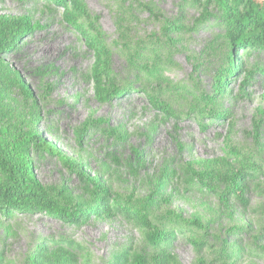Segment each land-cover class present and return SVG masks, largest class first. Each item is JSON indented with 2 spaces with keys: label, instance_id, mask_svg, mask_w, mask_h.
I'll list each match as a JSON object with an SVG mask.
<instances>
[{
  "label": "rangeland",
  "instance_id": "obj_1",
  "mask_svg": "<svg viewBox=\"0 0 264 264\" xmlns=\"http://www.w3.org/2000/svg\"><path fill=\"white\" fill-rule=\"evenodd\" d=\"M81 1L93 27L81 23L109 51L113 85L131 87L107 103L95 98L94 53L61 6L0 0V19L26 17L34 27L3 55L31 95L16 87L0 94V121L33 129L82 166L76 175L57 156L31 153L34 172L52 196L92 212L82 224L0 212V264H30L39 244L64 241L83 246L92 264H109L124 252L152 264L162 249L176 264H264V176L247 184L240 199H222L226 189L213 195L186 175L190 163L208 175L219 160L235 164L233 152L264 167V52L237 53L220 9L204 0ZM236 53V74L216 93ZM143 89L176 116L160 113ZM86 175L138 209L162 189L148 214L162 232H173L172 241L158 249L122 215L97 217L100 195ZM173 213L185 230L166 227ZM195 219L202 228L190 224Z\"/></svg>",
  "mask_w": 264,
  "mask_h": 264
},
{
  "label": "trees",
  "instance_id": "obj_2",
  "mask_svg": "<svg viewBox=\"0 0 264 264\" xmlns=\"http://www.w3.org/2000/svg\"><path fill=\"white\" fill-rule=\"evenodd\" d=\"M43 1L62 7L64 20L82 34L91 52L94 53L95 63L90 78L95 98L101 103H107L119 96L120 92L131 90L130 84L126 89H116L113 85L110 75L111 60L107 47L102 41L93 38L90 30L81 23L84 19L88 21L90 28L93 27L83 2L81 0ZM204 1L220 9L224 17V25L228 27V37L237 49V53L252 49L264 52V0ZM173 29L180 31L178 27ZM33 31L34 27L26 17L0 19V94L9 93L15 87L26 93L29 91L21 77L4 61L3 55L15 49L17 44ZM237 53L232 55L231 65L219 75L215 85L216 93H223L230 77L236 74ZM260 71L264 74V69ZM143 74L146 75V72ZM143 92L160 113L169 117L176 116L167 104L158 102L145 89ZM255 126L259 127L258 124ZM83 133L84 131L78 132L80 139ZM33 150L57 156L60 162L76 175L83 173L82 166L76 164L33 129L28 130L0 121V212L5 216L13 211L48 215L71 224H82L88 221L92 212L85 211L76 205L70 206V202L63 204L39 182L31 159ZM233 153L239 157L235 164H231L227 159L219 160L214 163L218 167L217 171L211 175L202 174L196 170L194 164H188L186 167L188 179L213 195H217L221 187L226 189L227 193L222 195V199H227L229 195L240 199L244 194V189H247V184H253L258 177L264 176V167L258 161H252L243 154ZM134 154L137 159L141 158L137 151H134ZM86 178L100 195L94 213L97 217L109 220L122 215L140 227L146 233L149 243L158 249L164 243L172 241L173 232L171 230L162 232L161 226L152 222L148 214L157 202V193L162 189H156L157 193L153 194L148 204L138 209L115 197L112 191L102 186L97 178H91L88 175ZM168 218L167 228L175 226L181 231L185 230L182 226L183 220L179 215L173 213ZM190 224L202 228L198 219ZM193 244L202 247L204 243L193 239ZM30 264H92V261L90 253L83 246L64 241L39 244L32 254ZM109 264L151 263L136 252H124L114 257ZM152 264H176V260L165 249H162L161 255L154 259Z\"/></svg>",
  "mask_w": 264,
  "mask_h": 264
}]
</instances>
